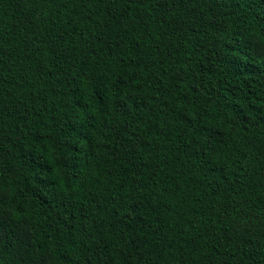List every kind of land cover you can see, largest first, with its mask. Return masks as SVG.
I'll return each mask as SVG.
<instances>
[{
  "label": "trees",
  "instance_id": "obj_1",
  "mask_svg": "<svg viewBox=\"0 0 264 264\" xmlns=\"http://www.w3.org/2000/svg\"><path fill=\"white\" fill-rule=\"evenodd\" d=\"M0 264H264V0H0Z\"/></svg>",
  "mask_w": 264,
  "mask_h": 264
}]
</instances>
